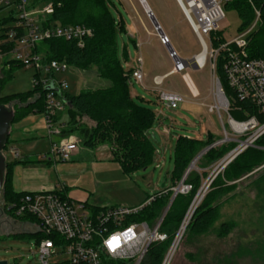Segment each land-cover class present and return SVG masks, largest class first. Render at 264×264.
<instances>
[{
    "label": "rangeland",
    "instance_id": "rangeland-1",
    "mask_svg": "<svg viewBox=\"0 0 264 264\" xmlns=\"http://www.w3.org/2000/svg\"><path fill=\"white\" fill-rule=\"evenodd\" d=\"M113 1L125 21L131 25L130 15L136 24L133 32L137 35L136 40L141 46L136 47L135 38L128 32H118V45L124 69L133 68L138 56L141 55L144 58L146 74L151 78L154 74L164 76L159 90L174 91L183 97V101L175 109H168L158 99L159 90L152 92L144 87V83L151 81L150 77L145 76L144 83L131 81L132 87L138 94L137 100L158 114L149 129L155 148L153 161L146 168L127 173L105 149L108 147L110 150L107 143L99 145L96 148L98 150L82 146L79 156L74 155L70 161L55 159L51 152L46 126H41L38 131H31L29 127L17 130L15 127L17 122L11 124V143L10 140L6 143L7 146L5 145L2 154L7 161H14L13 151L16 150L18 157L35 161L34 166L32 165L33 169L28 173L32 180L42 179L45 184L52 187L51 189L64 186L68 196L76 201L101 207L112 205L133 207L140 206L150 197L157 196L164 189L163 183L166 184V188L171 186L175 151L180 135L206 142L209 132L218 136L220 140L225 138L226 132L229 136H232L230 134L232 132L229 123L230 113L228 114L226 107L220 112L215 109L219 100L216 75L210 63L203 68L188 65L185 72L167 75L174 70L175 63L170 56L169 46L163 41V35L169 38L170 47L183 59H192L202 49L176 0H146L160 30L154 25L140 0L120 1L124 8L116 0ZM112 10L116 20L120 21L118 11L115 7ZM225 13L226 19L222 22L221 28L224 37L232 40L240 34L238 27L241 19L235 10L225 8ZM7 14V11L0 12V18ZM9 26L10 24H6L3 29L6 30ZM4 32L1 31L0 35ZM9 73L12 74V78L3 84L0 91L2 96L33 89L35 74L33 68L15 66ZM2 76L0 66V78ZM57 78L67 81L66 91L72 95L83 89L104 88L111 84L98 75L96 67L81 70L69 66L64 73L58 74ZM7 106L14 109L13 104ZM85 121L90 127L93 125L92 121ZM165 128H169L171 134L167 133ZM62 137L54 136L53 140L59 141ZM79 138L82 142V138L80 136ZM235 143L237 145V142ZM204 150L192 161V163L195 161V167L192 169L200 171L197 163L204 155L205 152L199 157ZM45 155L47 158L43 159ZM203 162L200 161V164ZM215 166L216 164L211 169H207L209 176L203 184L206 191L199 195L198 202L200 203L208 192L215 190L214 186L211 189L209 187L221 173L228 188L215 199L211 200L210 197L211 204L217 207L216 216L198 232L189 231L185 234L171 264H264V163L235 180H227V166L220 167L219 173L215 176L213 174ZM2 200L1 194L0 201ZM14 221L12 218H5L0 211V262L41 264L37 236L10 235L30 232L34 225L32 223L22 225ZM225 225L229 227L227 233H224ZM56 251L62 252V248ZM67 258L62 254L53 256L50 264H60Z\"/></svg>",
    "mask_w": 264,
    "mask_h": 264
},
{
    "label": "built area",
    "instance_id": "built-area-1",
    "mask_svg": "<svg viewBox=\"0 0 264 264\" xmlns=\"http://www.w3.org/2000/svg\"><path fill=\"white\" fill-rule=\"evenodd\" d=\"M229 1L231 0H176L201 44V52L197 55L206 53L205 65L210 63L215 75L217 64L221 60L232 99L246 102L251 106V112L245 109L246 113L250 114L247 119L235 120L229 114L230 100L216 75L217 93L224 97L225 104L219 102L215 109L220 112L226 107L232 136L226 132L225 138L212 146L230 141L237 142V145L216 164L217 168L215 166L213 171L215 176L219 173L220 167L224 168L247 149L264 150V145H258V141L264 139V59L252 58L247 51V38L257 27L261 11L254 0H248L255 15L253 23L236 38L227 40L224 34L219 36L216 33L222 31L221 24L226 19L225 8ZM3 11L8 12L3 17L10 18V26L3 30L4 37L0 38V66L8 62L6 64L8 68L10 62H15L35 70L33 86H41L46 90L43 114L51 142V152L55 159L70 161L78 151L81 139L77 135H66L63 132L65 123L58 118L66 108L64 93L68 84L66 80L57 78L69 65L57 60L46 61L45 54L38 52L37 48L44 41L53 38L76 41L78 46L83 48L86 40L93 37L94 30L84 24L47 26L45 23L48 16L54 13L51 2L0 0V12ZM165 39L169 41L167 37ZM163 41L166 44V41ZM175 55L176 52H170L175 63L172 73L181 72ZM143 66L144 59L139 55L136 65L131 68L132 81L144 83ZM154 80L156 84L162 81L157 77ZM158 99L168 109H175L183 101L179 93L166 90L158 91ZM165 131L170 133L169 128H165ZM54 136L63 137L59 141H54ZM13 153L17 159L18 151L14 150ZM46 158L45 155L43 159ZM191 189V185L185 183L183 179L177 186L171 187L170 191L173 192L174 199L178 194L189 193ZM205 191L203 185L199 195ZM160 196L161 193L150 197L140 206L101 207L74 200L68 196L63 186L52 190L24 191L15 203L6 206L7 211L13 212V215L4 212L8 215L7 219L12 218L14 222L22 225L28 223L34 225L30 232L40 236L37 246L41 264H50L53 256L61 254L68 258L60 264H146L151 246L168 238L167 234L161 231V226L170 207H166L153 224L137 220L136 216ZM196 199L183 218L161 264H171L198 206L194 207ZM2 209H5V203ZM26 218H33L34 223ZM116 239L119 240V244L114 247L112 241ZM58 248H62V252H57Z\"/></svg>",
    "mask_w": 264,
    "mask_h": 264
},
{
    "label": "trees",
    "instance_id": "trees-1",
    "mask_svg": "<svg viewBox=\"0 0 264 264\" xmlns=\"http://www.w3.org/2000/svg\"><path fill=\"white\" fill-rule=\"evenodd\" d=\"M36 2H51L54 6V13L48 16L45 23L47 26L84 24L94 30L93 37L86 40L83 48H80L76 41L61 38L44 41L37 51L45 54L46 61H62L81 70L96 67L98 75L111 83L108 87L87 88L73 95L67 91L64 93L66 108L58 118L65 123L64 134L80 136L81 144L93 149L104 143L109 144L113 159L118 161L127 173L146 168L153 161L155 154L149 129L155 122L157 114L131 94L132 69H124L118 45V32H127V29L124 22L116 20L112 10L115 6L114 1L36 0ZM254 3L261 11V18L257 27L247 38V51L252 58L264 59V0H254ZM226 8L238 13L241 19L238 27L239 33L246 30L255 19L254 11L248 0H231ZM9 23L10 18H0V32L5 30L4 25ZM216 35L222 36L223 33L219 31ZM3 37L4 34L0 35V38ZM124 56L126 57L127 54L125 53ZM7 63L1 67L3 76L0 78V91L3 84L12 78V74L9 73L12 68L24 67L21 64L10 62V69H8ZM216 75L230 100V115L238 121L247 119L250 114H247L245 109L251 112V106L246 102L232 99V92L226 81L221 60L217 64ZM45 93L46 90L41 86H33V89L26 92L3 96L0 94V104L14 105L15 114L12 123H15L32 113H44ZM85 120L92 121L93 125L90 127ZM9 140L11 143L10 135L6 143H9ZM218 140L220 138L211 132L208 133L206 142L183 135L178 137L172 184L169 188L165 187L160 192L161 196L136 216L137 220H145L149 224L155 223L172 199L173 192L170 188L177 186L183 179L185 183L191 185L192 189L189 193L178 194L173 199L161 226V231L166 233L168 238L151 246L146 264L162 263L183 218L203 186L204 180L209 176L207 169H211L236 145L235 142H225L212 146ZM258 145L263 146L264 139L259 140ZM208 147L211 148L200 158L201 162L204 161L203 164H200V161L197 163L200 171L191 169L185 177L194 158ZM20 163L27 162L14 160L7 161L6 165L2 202L5 203L4 211L10 215H13V212L7 211L6 206L15 203L24 193L15 191L13 187L14 167ZM263 163L264 150L249 148L226 167L227 180L238 179ZM213 186L215 190L208 192L196 207L185 234L189 231L196 233L214 220L217 207L211 204L210 197L211 200L215 199L228 188L221 173L212 181L209 188ZM26 219L34 221L33 218ZM224 230V233L229 232V227L225 225ZM25 234L35 235L38 240L40 238L39 234L31 232H18L10 235L23 236Z\"/></svg>",
    "mask_w": 264,
    "mask_h": 264
},
{
    "label": "crops",
    "instance_id": "crops-1",
    "mask_svg": "<svg viewBox=\"0 0 264 264\" xmlns=\"http://www.w3.org/2000/svg\"><path fill=\"white\" fill-rule=\"evenodd\" d=\"M116 1L120 4V1H122V0H116ZM114 7H115V9L118 11V13L120 15V20L125 23V26H126V29H127L128 34L131 37L135 38L134 40H135L136 47L140 48L141 46L138 44V40H136L137 35L133 32L134 31L133 28L134 27L136 28V24H134L131 16L128 14L129 17H130V19H131V25H129L125 21L124 17L121 15V12L118 10V8L116 7V5ZM172 71L173 70H171L170 72H168L167 75L172 74ZM145 76H147V78L148 77L151 78V76L148 75V74H146V73H145ZM156 77L158 79H160V80H163V78H164V76H161L160 74H154L152 76V78L150 79L151 81L149 83H144V87L146 89L152 91V92L153 91H156V90H159L160 84H156L155 83V80H154ZM131 81H130V83H131ZM164 90H166V89H164ZM166 91H170V90H166ZM172 92H174V91H172ZM131 94H132L133 97H137L138 96L136 90L132 87V84H131ZM41 126H45V117H44V114L43 113H40V115H38V113H32V114H30L29 117L26 116V117L22 118L20 121H17V124H16L15 127L17 128V130L18 129L20 130V129L25 128V127L26 128L29 127V129L31 131H38ZM12 133H13V131H12ZM169 134H171V132ZM74 135H76V134H74ZM12 141H14V140H12ZM82 146H83L82 144L79 145V148H78V151L75 154V157L79 156V154L81 153ZM105 149H107L111 153V151L109 150L108 147H105ZM96 150H98V149H96ZM15 160H20V161H26L27 162V163H20V164H18V165H16L14 167V171H13V187H14L15 191H17V192H24V191L52 190L51 189L52 187L51 186H48L47 184H45L42 179L41 180L34 181V180H32L30 178L31 176L28 175L29 171H31L33 169V166H34L33 164H35V162H33L32 160H29L26 157H24V158L18 157ZM24 174H26V176H24Z\"/></svg>",
    "mask_w": 264,
    "mask_h": 264
},
{
    "label": "water",
    "instance_id": "water-1",
    "mask_svg": "<svg viewBox=\"0 0 264 264\" xmlns=\"http://www.w3.org/2000/svg\"><path fill=\"white\" fill-rule=\"evenodd\" d=\"M143 6L145 7L146 11L148 12L149 16L151 17L154 25L157 27L158 30H160V26L157 23L155 17L153 16V13L147 3L146 0H141ZM169 51L172 52L173 49L170 47L169 45ZM14 109L12 107H8L6 105L0 104V191L1 188L3 186L4 183V179H5V170H6V165H7V160L6 157L2 154V151L4 149V146L6 144V141L10 135V128H11V124L13 122L14 119ZM209 148H206L200 155L199 157L206 152ZM198 157V158H199ZM195 162V161H194ZM194 162L191 164V166L188 168L185 177L187 176V174L189 173V171L195 167ZM166 184L163 183L162 184V188H165ZM202 188L198 191L197 195L195 196V199L198 197L199 193L201 192ZM203 198V197H202ZM194 199V200H195ZM173 201V198L171 199L168 208L171 206ZM3 205V204H2ZM0 264H7L6 261H1Z\"/></svg>",
    "mask_w": 264,
    "mask_h": 264
},
{
    "label": "bare ground",
    "instance_id": "bare-ground-1",
    "mask_svg": "<svg viewBox=\"0 0 264 264\" xmlns=\"http://www.w3.org/2000/svg\"><path fill=\"white\" fill-rule=\"evenodd\" d=\"M163 39L166 41V44L169 46V41L167 39H165L164 35H163ZM174 52L175 51L173 50L172 53H174ZM205 55H206V53L203 52V53L197 55L196 57H194L193 59H190V60L183 59L178 55H175V58H176L177 62L179 63V67L181 69V72H183V71L185 72L188 65L193 66V67H197V68H203L205 66ZM217 97H218L220 104L224 105L225 104L224 97L220 93H217ZM196 201H195L194 207L199 203L198 202L199 196L197 197Z\"/></svg>",
    "mask_w": 264,
    "mask_h": 264
},
{
    "label": "flooded vegetation",
    "instance_id": "flooded-vegetation-1",
    "mask_svg": "<svg viewBox=\"0 0 264 264\" xmlns=\"http://www.w3.org/2000/svg\"><path fill=\"white\" fill-rule=\"evenodd\" d=\"M5 174H6V170H5ZM4 182H5V179H4ZM3 186H4V183H3ZM3 186H2V188H1L0 195L2 194ZM2 204H3V202L0 201V211H1L2 215H5V218H7L8 215H7V214L4 212V210L2 209Z\"/></svg>",
    "mask_w": 264,
    "mask_h": 264
},
{
    "label": "clouds",
    "instance_id": "clouds-1",
    "mask_svg": "<svg viewBox=\"0 0 264 264\" xmlns=\"http://www.w3.org/2000/svg\"><path fill=\"white\" fill-rule=\"evenodd\" d=\"M112 244H113V246L115 247L117 244H119V240H118V239L113 240V241H112Z\"/></svg>",
    "mask_w": 264,
    "mask_h": 264
}]
</instances>
